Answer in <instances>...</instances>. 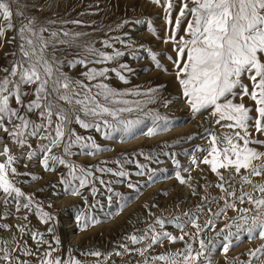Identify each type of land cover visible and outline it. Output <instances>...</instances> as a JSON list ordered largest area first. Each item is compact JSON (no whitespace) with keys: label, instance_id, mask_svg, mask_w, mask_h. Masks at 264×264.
<instances>
[{"label":"snow or ice","instance_id":"6c2138e0","mask_svg":"<svg viewBox=\"0 0 264 264\" xmlns=\"http://www.w3.org/2000/svg\"><path fill=\"white\" fill-rule=\"evenodd\" d=\"M150 2L163 9L170 26L162 39L164 44L172 45L175 53L166 58L173 67L179 96L193 115L207 113L209 121L204 133L188 135L175 144L195 141L197 136L206 140V147L197 145L193 149L202 156L194 155L191 163L206 165L216 180L200 186L205 194L192 208L172 216L149 213L153 220L146 228L136 230L139 235L125 234L123 242H116L111 252L88 250L81 255L97 258L94 264H107L113 256H128L123 264H131L135 257L139 258L135 264H214L217 250L226 256L247 237L261 243L242 254L247 259L226 258L225 264H264V0ZM25 9L20 0H0V49L12 46L4 53L7 63L0 65V264H85L71 250L66 258L60 252L61 241L55 234L57 216L46 210L53 204L18 186L20 176H29L32 181L42 177L30 171L21 173L18 165L24 162L28 168L30 163H38L53 174L60 168L66 170L49 186L54 190L62 186L65 193L82 197L89 209L101 206V202L89 204L82 195L84 189L96 198L103 188L101 194L109 206L113 197L123 204L124 197L114 190L113 181L103 177L110 175L116 178L114 183H123L132 175L125 166L135 163V175H148L152 180L155 170L136 156L158 163L159 154H124L121 159L82 166L73 159L77 153L92 156L106 149L74 125L85 132L94 130L103 139L117 134L132 136L146 122L151 125L147 127L150 137L169 130L174 124L172 119L152 109L145 111L158 99L165 108L173 102L162 98L163 85L142 91L118 89L110 83L113 75L122 84L129 83L127 73L134 70L121 60L126 55L139 59L141 49L158 71L168 69L155 52L143 45L136 48L121 37H109L97 48L96 42L84 39L87 33L45 26L27 15ZM58 23L80 25L82 21H49L50 25ZM147 29L161 39L151 21ZM116 43L128 51L116 48ZM114 64L117 66H111ZM65 67L78 68L82 78L68 75ZM133 115L135 118H130ZM162 155H171L179 167L176 153L163 151ZM109 163L115 164V169ZM176 179L184 185L191 177L185 179L177 172ZM127 186L137 187L133 183ZM213 188L218 194L212 193ZM192 194H197L196 188H192ZM33 216L43 228L33 225ZM10 217L17 220L15 225L7 223ZM75 220L81 224L95 222L84 211H78ZM169 225L179 235L167 230ZM189 227L192 231L186 230ZM177 244L181 246L173 247Z\"/></svg>","mask_w":264,"mask_h":264},{"label":"rangeland","instance_id":"374dc122","mask_svg":"<svg viewBox=\"0 0 264 264\" xmlns=\"http://www.w3.org/2000/svg\"><path fill=\"white\" fill-rule=\"evenodd\" d=\"M20 4L25 5L27 15L34 16L40 24L52 28L62 26L69 30L87 33L88 36L84 39L96 42L95 47L97 48L102 47L100 41L109 37H121L133 43L136 48L143 45L144 49H151L155 52L160 62L168 69L167 72L158 71L148 57L147 52L141 49L137 53L139 59L126 55L121 60V62L128 63L134 70L133 73H127L129 83L127 85L122 84L114 75L110 83L118 89L138 88L142 91L157 85H163L164 87L160 90L162 98L173 102L165 108L162 99H158L156 103L147 105L145 111L152 109L160 115L172 119L174 124L169 130L150 137L147 135V127L151 125L150 122H146V125L137 129L132 136L121 137L117 134L110 139H103L101 134L96 133L94 130L85 132L74 125L78 132L84 135H92L97 143L106 149L102 153L92 156L77 153L73 159L82 166H96L101 161L121 159L124 154H128L129 157L135 156L138 152L150 153L155 151L159 154L158 163L144 161L142 157L136 156V160L147 163L150 169L155 170V176L152 180L148 179V175H135V163L125 166V169L132 175L126 178L123 183H114L116 178L110 175L103 177L106 181H113L112 187L114 190L124 197L123 204L117 202L118 197H113V202L109 206L106 196L101 194L104 192L103 188L100 189L96 198L91 196L89 189H84L82 195L88 199L89 204L95 203L96 200L101 202V206L89 209L84 205L82 197L65 193L61 190L62 186L56 190L49 186L50 183L57 181L60 174H65L66 170L60 168L56 174H53L45 172L38 163H30L28 168L24 167V162L18 165L21 173L30 171L32 174L42 177V179L32 181L29 176H20L17 178L21 182L18 186L26 193H34L39 200L44 201L46 204H53L51 209L46 210L57 216L55 234L61 241L60 252L66 258L68 250H71V254L84 261L85 264H94L97 258L85 257L81 253L88 250H99L102 253L111 252L116 242H123L121 240L122 236L147 227V224L153 220V215L149 213L155 216L179 215L181 211L190 209L199 203L200 197L205 194L204 189L200 187L201 185L208 181L215 182L216 177L208 170L206 165L200 163L197 167L191 163L194 155L197 157L202 156L201 153H194L193 149L197 145L206 147V140L197 136L195 141L175 144L176 140L186 138L188 135L204 133V129L209 127L207 113L193 115L184 104L183 99L180 98V88L175 80L173 67L166 58L167 55L174 57L175 53L172 52V45L164 44L162 39L168 34L170 26L165 22L163 9L153 5L150 0H20ZM15 8L16 4H13V9L15 10ZM177 12L178 7L173 13V20ZM73 20L82 21V24H49V21L70 22ZM136 21L141 22L136 23ZM148 21H151L153 28L161 39L153 36L148 31ZM118 25L123 26L117 28ZM124 33L128 35L124 36ZM115 47L128 51L119 43H116ZM11 50V45H6L3 49H0V65L7 63L4 53ZM70 51H74V49ZM106 51L110 52L111 49ZM111 66L115 67L117 65ZM64 71L70 76L82 78L79 77L78 68L65 67ZM245 82L247 83V81ZM129 99H143V97H129ZM247 103L250 105L251 101H247ZM130 118H135V116L133 115ZM169 145L174 146L168 147ZM163 151L176 153L175 160L179 167L173 162L171 155H162ZM108 166L114 169L116 167L112 163H109ZM185 169H190V171H185ZM177 172L185 179L191 177L189 183L181 185L176 179ZM128 183L137 185L136 189L128 188ZM97 186L99 187V185ZM41 188L45 190L40 191ZM192 188H196V195L192 194ZM53 191H57L58 195L53 196ZM211 191L213 194H218V190L215 188ZM152 205H156V207H152ZM78 211H84L87 215L93 216L95 222L78 223L75 220ZM229 215H233V213L229 212ZM31 219L36 227H44L39 224L34 216ZM7 223L15 225L17 220L15 217H10ZM167 230L179 235V232L170 225L167 226ZM186 230L192 231L190 227ZM136 234L139 235L140 233L136 232ZM4 235H7V233H4ZM209 235H212V233H209ZM260 243L259 239L249 241L247 237H244L226 256L220 254V251L217 250V253L213 254L214 264H225L226 258L230 261L237 256L240 259H247V256L242 254ZM180 246V244H177L173 247ZM160 250L157 249V251ZM136 259L139 258H132L131 264H135ZM100 260L103 261V256L100 257ZM123 260H129V257L125 256L122 259L113 256L107 264H123Z\"/></svg>","mask_w":264,"mask_h":264}]
</instances>
